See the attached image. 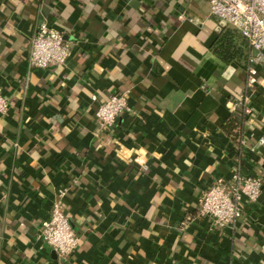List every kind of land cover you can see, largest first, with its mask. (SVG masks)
Instances as JSON below:
<instances>
[{
  "label": "crops",
  "instance_id": "1",
  "mask_svg": "<svg viewBox=\"0 0 264 264\" xmlns=\"http://www.w3.org/2000/svg\"><path fill=\"white\" fill-rule=\"evenodd\" d=\"M41 23L65 66L29 69ZM225 27L203 0H0V264H264V192L233 229L198 214L236 164L264 181V57L248 88L247 61L213 51ZM123 92L129 110L99 128ZM57 200L80 239L63 259L37 239Z\"/></svg>",
  "mask_w": 264,
  "mask_h": 264
},
{
  "label": "built area",
  "instance_id": "2",
  "mask_svg": "<svg viewBox=\"0 0 264 264\" xmlns=\"http://www.w3.org/2000/svg\"><path fill=\"white\" fill-rule=\"evenodd\" d=\"M209 6V14L246 40L247 87L254 84L253 66L264 57V0H203ZM71 55L70 45L61 33L41 23L34 33L27 55L29 69L63 67ZM127 92L110 96L100 103L95 112L96 122L101 129L113 127L117 118L129 110ZM247 98L234 100L231 112L244 107ZM9 109L8 101L0 94V114ZM264 144V139L260 140ZM264 192V181L260 176L245 174L236 164L228 178L216 179L201 195L198 214L211 220L214 229H233L241 218L244 206L258 202ZM37 239L53 250L59 258H66L79 245V236L64 214L61 201L52 203L49 216L41 223Z\"/></svg>",
  "mask_w": 264,
  "mask_h": 264
},
{
  "label": "trees",
  "instance_id": "3",
  "mask_svg": "<svg viewBox=\"0 0 264 264\" xmlns=\"http://www.w3.org/2000/svg\"><path fill=\"white\" fill-rule=\"evenodd\" d=\"M212 47L216 57L224 64L234 60H247V42L231 28H223L217 34ZM221 130L232 141L238 143L242 133V117L231 114L222 124Z\"/></svg>",
  "mask_w": 264,
  "mask_h": 264
}]
</instances>
